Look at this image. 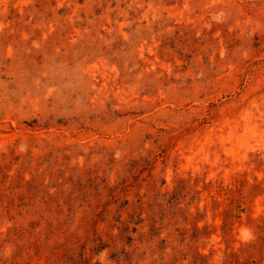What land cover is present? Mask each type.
Returning <instances> with one entry per match:
<instances>
[{
    "label": "rangeland",
    "instance_id": "374dc122",
    "mask_svg": "<svg viewBox=\"0 0 264 264\" xmlns=\"http://www.w3.org/2000/svg\"><path fill=\"white\" fill-rule=\"evenodd\" d=\"M0 264H264V0H0Z\"/></svg>",
    "mask_w": 264,
    "mask_h": 264
}]
</instances>
